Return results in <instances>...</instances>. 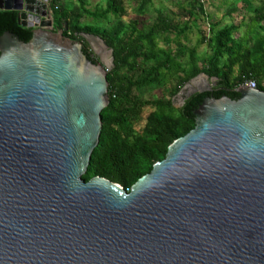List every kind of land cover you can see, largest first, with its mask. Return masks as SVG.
<instances>
[{"label":"water","instance_id":"1","mask_svg":"<svg viewBox=\"0 0 264 264\" xmlns=\"http://www.w3.org/2000/svg\"><path fill=\"white\" fill-rule=\"evenodd\" d=\"M0 9L32 28L26 42L0 35V264H264L263 90L205 97L194 127L128 191L85 181L107 71L49 30V0ZM189 82L181 103L211 90Z\"/></svg>","mask_w":264,"mask_h":264},{"label":"trees","instance_id":"2","mask_svg":"<svg viewBox=\"0 0 264 264\" xmlns=\"http://www.w3.org/2000/svg\"><path fill=\"white\" fill-rule=\"evenodd\" d=\"M63 1L50 0L52 30L79 41L86 56L96 63L83 34L97 36L112 50L113 58V68L106 73L108 104L101 111L99 143L82 175L85 181L98 175L128 191L156 161L164 158L173 140L194 127L193 111L205 97L226 95L237 99L235 88L249 79H254L257 88L264 91V0L256 6L244 0L252 20L246 25L248 31L240 37L234 36L240 28L235 23L221 27L217 22L209 23L207 33L198 29L196 46L207 42L210 48L204 67L193 63L187 67L178 60L185 53L181 52L185 47L180 39L188 38L198 16L207 18L202 0L185 2L182 9L187 18L181 23L158 11L156 19L148 24L130 15L125 0H105L104 6L95 9L88 8L86 0H75L77 8L63 6ZM137 2L136 12L144 16L152 0ZM83 16L110 25L82 23ZM4 31L25 42L32 36V28L18 24L15 10L0 9V35ZM160 39L175 42L177 49L159 47ZM193 53L192 50L191 56ZM201 73L214 79L216 86L191 94L175 107L177 93ZM168 82L171 87L161 97L143 99L137 93L153 84L164 88Z\"/></svg>","mask_w":264,"mask_h":264},{"label":"rangeland","instance_id":"3","mask_svg":"<svg viewBox=\"0 0 264 264\" xmlns=\"http://www.w3.org/2000/svg\"><path fill=\"white\" fill-rule=\"evenodd\" d=\"M186 1L187 0H152V5L148 7L146 14L144 16H138L136 12V7L138 5L137 0H125L130 15H132V17L134 18H138L139 22L143 24L153 22L157 17L158 11L161 12L163 15L167 16L168 18L174 19V21L181 23L185 20V18H187V14L182 9V6L185 4ZM86 2L88 8L90 9L102 7L105 4V0H86ZM258 2L259 0H250L252 6H256ZM202 3L207 18L198 16L197 21L194 22L195 25H192V30L188 34V38L186 40L183 38L180 39V41L185 47L184 49H182L181 52L184 51L185 53L183 54V57L178 58V60L187 65V67L191 66L192 63L197 67H204L206 65V58L210 54V48L208 47L207 42L196 46L198 29H201L202 31L207 33L209 23L211 24L213 22H217L220 27L225 24L235 23L236 25H239L240 28L237 30L234 36L240 37L244 34L245 31H248L246 25L249 21L252 20L251 12L250 10L247 11V4L245 5L244 0H202ZM62 5L69 6V8H77V3L75 0H64L62 2ZM111 20L113 21V18H111ZM81 22L93 24L98 23L99 26L110 25L106 21L97 22L93 18L88 16H83ZM49 30L54 32L52 29ZM170 37L174 38V34H170ZM87 43L89 51L97 60V62L102 64L106 71L111 70L113 68V60L111 62L109 48L104 49L101 45L94 41L93 47L88 41ZM159 47H162L163 49L171 48L173 51L177 49L175 42L166 43L162 39L159 40ZM192 50L194 51V53L191 56ZM189 83L191 84V89H212L216 86V82L214 79H208L207 77L201 76L195 80V83ZM170 87L171 84L169 82L164 88H162L161 85L153 84L142 88L137 93L143 99H153L167 94L166 92L169 90L168 88ZM186 90H188V88H186L185 91ZM180 103V99L176 96L174 98V106L178 107Z\"/></svg>","mask_w":264,"mask_h":264},{"label":"built area","instance_id":"4","mask_svg":"<svg viewBox=\"0 0 264 264\" xmlns=\"http://www.w3.org/2000/svg\"><path fill=\"white\" fill-rule=\"evenodd\" d=\"M49 7H50V2H49ZM49 10L51 11V17H52V10H51V7L49 8ZM240 85H246L247 87L249 88H252V89H255L257 88V83L254 79H249L247 80L245 83L243 84H240ZM239 85V86H240Z\"/></svg>","mask_w":264,"mask_h":264},{"label":"flooded vegetation","instance_id":"5","mask_svg":"<svg viewBox=\"0 0 264 264\" xmlns=\"http://www.w3.org/2000/svg\"><path fill=\"white\" fill-rule=\"evenodd\" d=\"M203 92H204V91H203ZM192 94H193V93H192ZM188 97H189V96H188ZM182 104H183V103H180V105H182ZM180 105H179V106H180ZM179 106H178V107H179Z\"/></svg>","mask_w":264,"mask_h":264}]
</instances>
